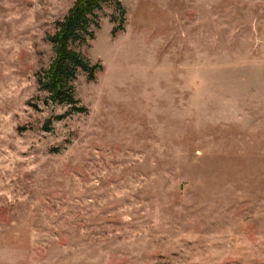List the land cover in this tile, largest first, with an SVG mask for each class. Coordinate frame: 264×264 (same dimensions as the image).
Segmentation results:
<instances>
[{"label":"rangeland","instance_id":"obj_1","mask_svg":"<svg viewBox=\"0 0 264 264\" xmlns=\"http://www.w3.org/2000/svg\"><path fill=\"white\" fill-rule=\"evenodd\" d=\"M74 2L0 0V264H264V0L106 5L86 112L37 82Z\"/></svg>","mask_w":264,"mask_h":264},{"label":"trees","instance_id":"obj_2","mask_svg":"<svg viewBox=\"0 0 264 264\" xmlns=\"http://www.w3.org/2000/svg\"><path fill=\"white\" fill-rule=\"evenodd\" d=\"M106 5H115L121 22L124 23L126 9L121 0H75L62 20L55 23V31L47 36L52 44L54 57L49 67L38 74L37 82L41 90L49 94L56 104L67 105L74 112H86L76 95L75 81L80 72H85L89 80H94L102 64H93L88 56L77 48L95 38L93 28L100 27V12ZM117 17L112 14L111 21ZM123 24L112 30L115 35L123 30ZM66 114L49 117L44 129H48L55 119H63Z\"/></svg>","mask_w":264,"mask_h":264}]
</instances>
